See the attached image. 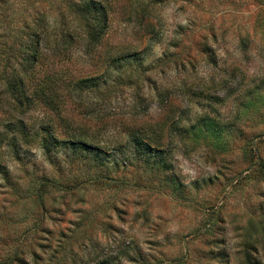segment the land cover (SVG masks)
Here are the masks:
<instances>
[{
  "label": "rangeland",
  "instance_id": "rangeland-1",
  "mask_svg": "<svg viewBox=\"0 0 264 264\" xmlns=\"http://www.w3.org/2000/svg\"><path fill=\"white\" fill-rule=\"evenodd\" d=\"M106 1L92 51L47 46L54 105L25 117L86 147L17 155L0 95V264H264V0ZM37 16L78 31L65 0H0V92Z\"/></svg>",
  "mask_w": 264,
  "mask_h": 264
},
{
  "label": "trees",
  "instance_id": "trees-1",
  "mask_svg": "<svg viewBox=\"0 0 264 264\" xmlns=\"http://www.w3.org/2000/svg\"><path fill=\"white\" fill-rule=\"evenodd\" d=\"M107 5L106 0H65L66 8L78 23V31L55 34L57 39L55 46L50 44V40H45L48 26L47 21L43 17L37 16L32 23L24 25V38L19 44L20 49L17 51V55L11 57L13 58L12 64L8 66L11 54L4 59L2 69H12V73L3 79L4 86L0 92V95L6 97L9 102V108L18 118L13 125L8 123L5 126L6 132L12 133L7 146L17 155H19L18 135L27 144L32 138L33 140L40 138V134L43 132L45 135L41 136L40 141L46 150H49L48 145L50 143L54 147L69 144H76L80 147L88 145L83 140L75 141L73 138H70L69 141L66 139L61 141L51 130L40 131L38 129L40 132L30 133L28 129L31 130V128L28 127L25 117L39 102H44L48 106L54 105V99L50 98L51 95L46 92L48 91L47 89L51 88L48 85L51 78L42 81L38 77V69L43 68L45 63L44 52L47 50V46L59 51L60 46L64 45L63 47H65L80 40L83 41L86 50L92 51L100 44L108 32L109 9ZM62 28H64V25H62ZM137 56L136 53L125 52L121 53V55L111 56V61L118 63L128 61L130 58L136 59ZM50 91L53 92V89H50ZM135 140L139 145L140 151L142 149L144 151L150 150L149 143L143 141L141 137H135Z\"/></svg>",
  "mask_w": 264,
  "mask_h": 264
}]
</instances>
